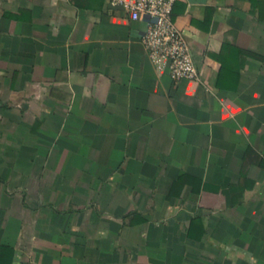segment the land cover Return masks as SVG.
I'll list each match as a JSON object with an SVG mask.
<instances>
[{"label":"crops","instance_id":"crops-1","mask_svg":"<svg viewBox=\"0 0 264 264\" xmlns=\"http://www.w3.org/2000/svg\"><path fill=\"white\" fill-rule=\"evenodd\" d=\"M175 16L200 80L108 0H0V264H264V0Z\"/></svg>","mask_w":264,"mask_h":264},{"label":"built area","instance_id":"built-area-1","mask_svg":"<svg viewBox=\"0 0 264 264\" xmlns=\"http://www.w3.org/2000/svg\"><path fill=\"white\" fill-rule=\"evenodd\" d=\"M178 1L108 0L123 9L132 21L145 23L141 40L158 70L168 69L174 80H200L190 42L176 21Z\"/></svg>","mask_w":264,"mask_h":264},{"label":"water","instance_id":"water-1","mask_svg":"<svg viewBox=\"0 0 264 264\" xmlns=\"http://www.w3.org/2000/svg\"><path fill=\"white\" fill-rule=\"evenodd\" d=\"M189 2H192V3H194V2H198V3H205V2H207V0H188Z\"/></svg>","mask_w":264,"mask_h":264},{"label":"trees","instance_id":"trees-1","mask_svg":"<svg viewBox=\"0 0 264 264\" xmlns=\"http://www.w3.org/2000/svg\"><path fill=\"white\" fill-rule=\"evenodd\" d=\"M255 4V3H254Z\"/></svg>","mask_w":264,"mask_h":264}]
</instances>
